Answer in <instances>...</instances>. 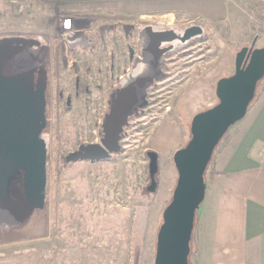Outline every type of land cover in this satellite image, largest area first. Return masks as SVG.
<instances>
[{
	"label": "rangeland",
	"instance_id": "374dc122",
	"mask_svg": "<svg viewBox=\"0 0 264 264\" xmlns=\"http://www.w3.org/2000/svg\"><path fill=\"white\" fill-rule=\"evenodd\" d=\"M21 1L26 5L24 13L16 12L10 0H0V37L39 39L49 36L50 55L45 62L52 60L65 67L69 63L63 59L85 56L69 52L64 46L68 39L56 30L57 18L63 13L80 15L88 20L84 40L98 46L104 44L109 51L116 52L120 74L131 63L129 48L135 39L133 34L124 31L122 21H116L114 29L103 36L98 34L101 16L108 15L113 20L143 16L142 19L150 21L157 30L161 29L160 26L177 31L192 24L203 26L201 38L183 44L166 60L167 73L157 81L151 95L154 104L144 117L135 119L137 123L144 122L145 125L141 126L144 128L129 130L135 134L132 140H136L132 141V149L107 160L66 162L59 155L77 146L75 128L78 124L71 114L58 119L53 112L49 129L43 134L48 145L44 209L29 213L18 208L9 210V213L0 208V214L5 211L8 216L6 220H0V264H154L157 234L178 179L174 153L189 141L192 118L201 112L192 113L195 107H189L177 115L174 109L176 98L186 83L206 72L204 69L222 46L229 43L239 51L244 46L264 45V0ZM81 48V45L76 46V49ZM16 50L26 68L34 66L28 49L19 47ZM216 68L212 70L216 71ZM59 78L54 71L50 83L53 89ZM258 90L249 116L264 96V78ZM96 98V94L91 95V102H96ZM88 117L94 121L92 125L97 136L95 125L101 114H89ZM173 118L175 122L168 125L174 131L168 130L164 145L166 150L174 147V151L159 160L158 185L152 192L148 189L151 181L146 152L154 150V140L160 128ZM236 124L215 153L206 182L210 181V172L214 170L222 146L242 128L241 124ZM206 201L204 199L197 211L190 264H202L198 239Z\"/></svg>",
	"mask_w": 264,
	"mask_h": 264
},
{
	"label": "water",
	"instance_id": "95a60500",
	"mask_svg": "<svg viewBox=\"0 0 264 264\" xmlns=\"http://www.w3.org/2000/svg\"><path fill=\"white\" fill-rule=\"evenodd\" d=\"M131 29V24L125 25L126 33ZM203 34L200 24H192L182 33L174 28L157 30L152 26L142 31V60L111 95L110 110L103 122L104 137L99 143L80 145L66 161L96 162L118 152L129 117L147 105V89L165 77L162 68L166 56ZM32 46L43 57L38 38L0 37V208L9 213L18 208L30 213L44 209L46 204L47 142L43 136L47 124L46 77L35 84V67L26 68L16 50ZM263 78L264 45L242 47L236 54L234 73L217 82L218 102L192 118L189 141L174 153L178 179L157 234L154 264H190L196 215L206 197L205 173L224 135L246 116ZM147 156L151 181L148 189L154 192L158 185L159 154L149 150ZM21 171L25 201L19 206L12 200L9 186L12 177Z\"/></svg>",
	"mask_w": 264,
	"mask_h": 264
},
{
	"label": "crops",
	"instance_id": "0c3cea01",
	"mask_svg": "<svg viewBox=\"0 0 264 264\" xmlns=\"http://www.w3.org/2000/svg\"><path fill=\"white\" fill-rule=\"evenodd\" d=\"M229 45L221 47L202 76L186 83L174 104L177 115L189 107H195L192 113L204 111L218 102V80L235 71L238 51ZM173 122H166L154 140L159 160L174 151L164 145ZM239 124L242 128L222 146L207 182L198 239L202 264H264V96Z\"/></svg>",
	"mask_w": 264,
	"mask_h": 264
},
{
	"label": "flooded vegetation",
	"instance_id": "af4514ba",
	"mask_svg": "<svg viewBox=\"0 0 264 264\" xmlns=\"http://www.w3.org/2000/svg\"><path fill=\"white\" fill-rule=\"evenodd\" d=\"M124 29V24H122ZM161 29H165L163 26H160ZM126 32V31H125ZM182 33V32H181ZM127 34H131V31ZM83 48L76 49V46L72 49H68L69 52L82 54L84 58H75L71 56L70 59H63L68 61L69 65L66 67L60 65L59 63H54L52 60L42 62L34 70V79L35 84H40L43 79L46 77V85L44 88L45 97H46V119L47 124L43 131L49 129L51 115L53 112H56L58 119L65 115H72V118L75 120V123L78 126L75 128V135L78 139L77 146L70 149L67 153L60 154L59 158L66 161L67 156L76 151L80 145L89 144V143H99L104 137L105 132L103 128V122L106 114L110 110V98L111 95L120 88L125 81L120 82V73H119V64H117L116 52L109 51L104 44L98 46L96 43H86L78 44ZM180 45V42L179 44ZM174 54V53H173ZM166 56L165 63L163 66V71L167 73V64L166 61L171 55ZM130 60L131 55L129 52ZM63 70L62 75L60 72ZM54 71L58 73L59 82L57 87L53 89L50 86L52 76ZM127 79V78H126ZM163 79V78H162ZM157 81L147 89L146 99L147 105L139 108V111L129 117L128 124L125 125L121 137L119 139L120 150L118 152L110 153L108 158L100 159L107 160L111 159L115 154L126 152L127 150L132 149L133 146L132 140L134 133H130L131 128L139 127L141 130L144 122L137 120L144 117L146 112L150 110L151 106L154 104L151 102L153 96V88L157 85ZM63 83V86L61 83ZM54 90V91H52ZM97 96V101L91 102V95ZM55 96V99H54ZM54 100V101H53ZM89 114L98 115L101 114V119L96 122V130L92 125L94 121H91ZM142 137V136H141ZM148 152V151H147ZM146 152V155H147ZM148 157V156H147ZM98 160V161H100ZM89 161V160H85ZM67 162V161H66ZM47 168H48V145H47ZM48 170V169H47ZM9 194L14 203L21 206L25 201L23 193V180H22V171L16 173L12 180L10 181ZM36 211L35 209L32 212Z\"/></svg>",
	"mask_w": 264,
	"mask_h": 264
},
{
	"label": "built area",
	"instance_id": "2783aa9c",
	"mask_svg": "<svg viewBox=\"0 0 264 264\" xmlns=\"http://www.w3.org/2000/svg\"><path fill=\"white\" fill-rule=\"evenodd\" d=\"M14 7L16 8V12L24 13L26 11V5L21 0H10ZM143 16L140 17H127V18H115L113 20L108 15L101 16L99 26H98V34L103 36L105 33L112 31L115 27V22H124V31L125 25L131 24V34H133L135 43L133 44V55L131 56V63L126 68L124 72L120 74L119 81L123 82L128 77L129 73L133 71V69L141 62L142 60V40H141V32L144 31L148 26H152V23L147 19H142ZM114 22V23H113ZM87 23L88 20L85 17L74 14H66L63 13L57 18L56 30L59 35L64 36L68 39L67 42H64V46L66 48L72 49L78 44H86L90 43L84 40V36L87 35ZM90 26V23L88 24ZM153 27V26H152ZM187 28V27H186ZM166 29V28H165ZM183 32V31H178ZM82 39V40H81ZM50 37H41L39 41L41 43V47L43 49V57L41 55L40 50L37 47L32 46L28 48V52L31 55L32 60L34 61V66L37 67L42 62H45L50 55ZM130 52V48H129ZM45 88V86H44Z\"/></svg>",
	"mask_w": 264,
	"mask_h": 264
},
{
	"label": "trees",
	"instance_id": "16d2710c",
	"mask_svg": "<svg viewBox=\"0 0 264 264\" xmlns=\"http://www.w3.org/2000/svg\"><path fill=\"white\" fill-rule=\"evenodd\" d=\"M262 80H263V79H262ZM262 80H261V81H262ZM261 81L258 83L255 97H254L253 101L250 103L248 110L250 109L252 103L256 100V97H257V95H258V91H259V90H258V87H259V84L261 83ZM230 129H231V128H230ZM230 129H229V130H230ZM229 130L227 131V133L224 135V137L222 138V140H221L220 143L218 144V146H217V148H216V150H215V153L217 152L218 148H219V147L225 142V140L228 138ZM215 153H214V155H215ZM214 155H213V158H214ZM213 158H212V160H213ZM212 160H211V162H212ZM211 162H210V164H211ZM210 164H209V166H210ZM209 166H208L207 171H206V173H205V178H206V176H207V173H208V170H209ZM193 234H194V232H193ZM192 239H193V236H192ZM190 256H191V254H190ZM189 261H190V259H189Z\"/></svg>",
	"mask_w": 264,
	"mask_h": 264
},
{
	"label": "bare ground",
	"instance_id": "6f19581e",
	"mask_svg": "<svg viewBox=\"0 0 264 264\" xmlns=\"http://www.w3.org/2000/svg\"><path fill=\"white\" fill-rule=\"evenodd\" d=\"M7 217H8V216H7V213H6V212H4L3 214H0V220H1V219L6 220Z\"/></svg>",
	"mask_w": 264,
	"mask_h": 264
}]
</instances>
